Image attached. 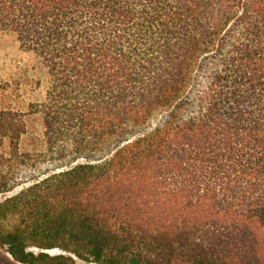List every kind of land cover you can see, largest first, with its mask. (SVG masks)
<instances>
[{
    "label": "trees",
    "instance_id": "trees-1",
    "mask_svg": "<svg viewBox=\"0 0 264 264\" xmlns=\"http://www.w3.org/2000/svg\"><path fill=\"white\" fill-rule=\"evenodd\" d=\"M2 33L48 77L0 94L14 263L264 264V0H0Z\"/></svg>",
    "mask_w": 264,
    "mask_h": 264
},
{
    "label": "rangeland",
    "instance_id": "rangeland-1",
    "mask_svg": "<svg viewBox=\"0 0 264 264\" xmlns=\"http://www.w3.org/2000/svg\"><path fill=\"white\" fill-rule=\"evenodd\" d=\"M47 86L48 77L44 67L31 53L20 48L15 35L11 33L0 34V94L10 96L13 102L10 107L18 109L22 108L23 104L42 101ZM24 148L29 151L32 149V144L30 145L27 141ZM46 167V165H39L34 174ZM18 190L19 188L0 196V201ZM47 253L50 255L65 254L58 249L47 251ZM73 259L74 264H98L91 260L76 257ZM0 264H16L2 248H0Z\"/></svg>",
    "mask_w": 264,
    "mask_h": 264
}]
</instances>
